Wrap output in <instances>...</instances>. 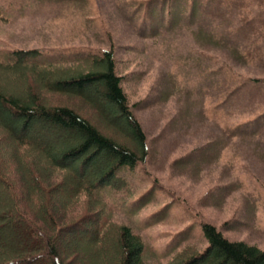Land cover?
Segmentation results:
<instances>
[{
	"label": "rangeland",
	"instance_id": "rangeland-1",
	"mask_svg": "<svg viewBox=\"0 0 264 264\" xmlns=\"http://www.w3.org/2000/svg\"><path fill=\"white\" fill-rule=\"evenodd\" d=\"M147 1L0 0V9L5 12L0 18L2 60L13 50L37 52L25 62L27 68L40 65L36 66L40 71L51 67L54 73L68 76L92 69L90 50L97 52L114 45L118 73L128 79L123 88L147 139L146 161L133 170L120 172L103 189L107 194L105 210L96 195L71 199L72 188L67 178L78 179L80 176L73 177L63 168L68 165L53 168L47 162L42 164L38 175L45 185L55 187L67 180V187H63L64 195L53 196L51 213L65 214L71 209L92 214L93 220L91 218L85 224L90 231L84 230L78 235L91 239L77 238L73 243L82 249L85 263L81 264H102L93 238L95 226H99L105 211L107 217L112 218L108 226L109 238L113 239L122 225L142 237L145 243L144 264H166L174 257L184 258L206 248L200 229L202 222L212 223L231 241H245L264 249V157L253 146L244 143L229 144L225 149L215 150V143L210 141L215 140L217 129L208 121L201 120L189 106V93L195 85L191 75L196 67L193 62L198 58L193 50L200 44L193 30L182 29L169 36L167 44L171 56L165 46L160 47L156 38L147 40L158 49L155 54L135 52L133 48L147 43L139 40L135 33L143 28L145 19L133 21L132 18L136 20L140 16L147 18L153 26L160 24L158 20L146 17L149 9L140 10ZM191 1L186 0L185 9L188 10ZM196 1L201 6L206 3L207 8L217 9L221 18L228 17L226 26H235L232 33L227 32V35L224 32L228 42L236 41L240 47L248 44L264 54V0ZM174 5L173 10L180 11L181 3ZM227 7L229 10L225 12ZM165 15L169 17L168 12ZM203 24H210L211 28L215 25L223 27L218 19L206 20ZM204 45L208 56L211 53L231 62L234 69L245 77L264 79V57L256 54L250 61H239L226 49L207 42ZM186 53L188 59L184 64L188 66L181 67L182 61H176V66L173 56ZM51 60L59 64L49 65ZM31 74V78L34 77ZM14 75H17L14 71L0 69V87L24 96L26 85L31 81L28 77L19 81ZM197 77L196 74L195 80ZM33 81L37 82L38 78H32ZM37 84L40 88L34 86L36 91L48 105L75 109L106 136L137 150L124 120L108 115L106 109L111 107L101 103L93 88L87 89L90 98L81 95L76 87L52 92L41 86L39 81ZM261 93L264 95V90ZM95 101L104 107L97 106ZM188 108L193 109L188 112L191 118L186 122L183 120ZM205 145L202 152L195 153ZM6 153L0 172L18 186L26 183L25 178L18 182L19 163L17 166L8 151ZM73 166L78 167L79 164L74 163ZM89 169L92 170L91 167ZM0 197L9 198L1 184ZM56 202L62 203L61 209ZM23 207L38 223L37 208L30 203ZM8 230L13 231L11 228ZM44 231L48 232L45 228ZM8 234L9 231L2 230L0 238L8 242ZM112 262L111 259L109 263Z\"/></svg>",
	"mask_w": 264,
	"mask_h": 264
},
{
	"label": "trees",
	"instance_id": "trees-1",
	"mask_svg": "<svg viewBox=\"0 0 264 264\" xmlns=\"http://www.w3.org/2000/svg\"><path fill=\"white\" fill-rule=\"evenodd\" d=\"M149 2L148 0L144 3L140 10L149 9L146 17L156 19L160 24L153 26L148 23L147 18L140 16L136 17V20L132 18L133 21L145 19V26L135 32L139 40L147 42L148 39L156 38L160 42V47L165 46L168 51L167 39L176 31L193 30L194 34L198 35L195 38L200 39L197 49L193 50L194 53L190 52L198 58L193 62L196 67L191 75L195 85L189 93V106L194 108L201 120L208 121L217 129L215 140L210 141L215 143V150L225 149L229 144L244 143L253 146L258 150V154L264 157V95L261 93V90H264V79L252 80L245 77L234 69L235 65H231V62L211 53L208 56L206 54L208 50L203 49V46H206L204 43L207 42L226 49L239 61L240 59L250 61L256 54L261 57H264V54L248 44L240 47L236 41L228 42L223 36L224 32L232 33L235 26H226L228 17L221 18L217 14V9L207 8L206 3L204 4L207 7L192 0L187 10L186 0ZM179 3L180 11L173 10V5ZM228 10L229 7L224 9L225 12ZM4 13L0 9V18L5 15ZM214 19L222 21L223 27L215 25L216 27L211 28L210 24L206 26L203 24L206 20L212 22ZM144 28L147 30H143ZM241 36L242 34L239 37ZM133 49L141 53L147 51L151 55L158 51L155 44L149 42ZM89 52L94 65L92 69L68 76L64 73H54L51 67L40 71L36 68L40 65L27 68L25 62L37 52L13 50L9 52V56H5L6 59L0 58V69L16 72L17 75L14 76L15 79H20L19 81L27 77L31 81V84L26 85L24 96L0 87V171L2 159L8 151L17 166L19 163L20 171L16 175L18 182H22L23 178L27 180L24 185L18 186L0 172V184L6 189L9 197H0V231H9L8 242L0 238V264L85 263L82 249L73 243L77 238L85 241L91 239L86 235L80 237L78 235L84 230L90 231L85 224L91 221V218L93 220V216L84 211L78 213L71 209L65 214L51 213L54 206L53 196L64 195L63 187H67L65 182L67 180L55 187L45 185L38 175L42 164L47 162L53 168L68 165L63 168L71 172L73 177L77 174L80 176L78 179L67 178L69 187L72 188L69 195L71 199L82 195H96L101 199V206L105 210L107 194L103 193V189L106 188V184L113 182L120 172L133 170L146 161L148 155L146 135L130 107L123 88V83L128 79L126 75L118 73L114 45L110 49ZM169 54L171 56L170 52ZM174 58L176 66V61L183 62L181 67L188 66L184 64V60L188 59L187 53L173 56L172 59ZM58 64L59 62L54 60L49 63ZM30 72L34 75L32 78L37 77L41 86L52 92L76 87L81 95L90 97L87 89L93 88L101 103L111 107L105 108L108 115H115L124 120L127 131L137 144V150L106 136L75 109L63 105H48L36 91L39 87L38 81L32 82ZM196 74L198 77L195 80ZM95 103L99 107H104L96 101ZM193 108L187 109L183 121L188 122L191 115L187 114ZM205 148L206 145L195 153L202 152ZM74 163L79 166L74 167ZM27 203L37 208L35 211L39 216L38 223L33 216L24 211V207L21 208ZM60 204L62 203L56 202L59 209ZM105 213L99 226H95L93 238L102 264H110L111 259L114 262L112 264H144L145 243L142 237L134 233L130 227L122 225L116 230L114 238H109L108 226L112 218H108ZM9 227L13 231L8 230ZM44 228L48 232L44 231ZM200 229L207 243L206 248L184 258L174 257L166 264H264V249L245 241H231L209 222H202Z\"/></svg>",
	"mask_w": 264,
	"mask_h": 264
}]
</instances>
